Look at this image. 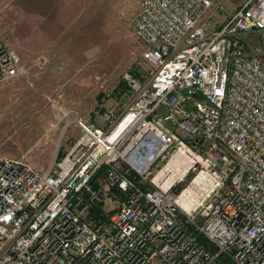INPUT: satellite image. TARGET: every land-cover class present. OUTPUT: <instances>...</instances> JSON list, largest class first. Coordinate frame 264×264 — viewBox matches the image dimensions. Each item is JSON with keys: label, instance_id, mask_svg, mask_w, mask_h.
I'll list each match as a JSON object with an SVG mask.
<instances>
[{"label": "built area", "instance_id": "obj_1", "mask_svg": "<svg viewBox=\"0 0 264 264\" xmlns=\"http://www.w3.org/2000/svg\"><path fill=\"white\" fill-rule=\"evenodd\" d=\"M131 1L128 103L101 126L71 111L80 135L41 174L0 155V264H264V63L241 38L264 0L223 20L222 0ZM9 46L0 84L28 73Z\"/></svg>", "mask_w": 264, "mask_h": 264}, {"label": "rangeland", "instance_id": "obj_2", "mask_svg": "<svg viewBox=\"0 0 264 264\" xmlns=\"http://www.w3.org/2000/svg\"><path fill=\"white\" fill-rule=\"evenodd\" d=\"M244 1L222 0L220 19ZM0 5V32L28 69L26 76L0 84V155L41 174L80 135L73 124L64 131L74 119L71 111L101 126L99 105L118 114L128 103L123 84L112 92L124 72L141 68L143 44L133 30L137 5L131 0H0ZM241 38L248 53L264 63V32ZM40 59L42 69L36 66ZM91 209L102 208L89 204L88 220ZM105 217L99 211L93 220Z\"/></svg>", "mask_w": 264, "mask_h": 264}, {"label": "trees", "instance_id": "obj_3", "mask_svg": "<svg viewBox=\"0 0 264 264\" xmlns=\"http://www.w3.org/2000/svg\"><path fill=\"white\" fill-rule=\"evenodd\" d=\"M244 42V41H243ZM245 43V42H244ZM247 47V46H246ZM247 50H248V48H247ZM123 84V91L125 92V88H126V85L123 83V82H120L117 86H116V88L113 90V92H112V94L115 92V91H117V89L118 88H120V87H122L121 85ZM101 95H98V97H100ZM98 107H100V105L98 106ZM62 154H61V151H59L58 152V157L59 156H61ZM103 173V171H101L100 172V174L99 175H101ZM112 193L114 194H118L115 190L114 191H112ZM100 211V214L101 213H103V214H105V212H104V210L103 209H98V211L96 212V213H92L93 212V209H91V214H89L88 215V218H90L92 221H93V219H97V217H98V212Z\"/></svg>", "mask_w": 264, "mask_h": 264}, {"label": "crops", "instance_id": "obj_4", "mask_svg": "<svg viewBox=\"0 0 264 264\" xmlns=\"http://www.w3.org/2000/svg\"><path fill=\"white\" fill-rule=\"evenodd\" d=\"M98 98V97H97Z\"/></svg>", "mask_w": 264, "mask_h": 264}]
</instances>
